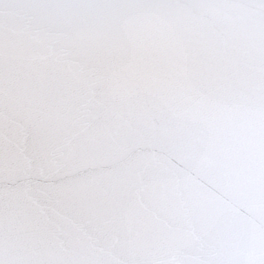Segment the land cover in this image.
<instances>
[{
    "label": "snow or ice",
    "instance_id": "snow-or-ice-1",
    "mask_svg": "<svg viewBox=\"0 0 264 264\" xmlns=\"http://www.w3.org/2000/svg\"><path fill=\"white\" fill-rule=\"evenodd\" d=\"M0 264H264V0H0Z\"/></svg>",
    "mask_w": 264,
    "mask_h": 264
}]
</instances>
